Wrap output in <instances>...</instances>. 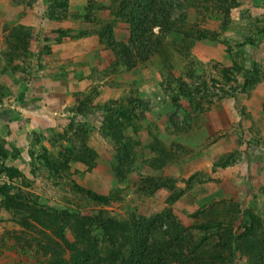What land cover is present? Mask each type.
Returning <instances> with one entry per match:
<instances>
[{
	"label": "rangeland",
	"instance_id": "374dc122",
	"mask_svg": "<svg viewBox=\"0 0 264 264\" xmlns=\"http://www.w3.org/2000/svg\"><path fill=\"white\" fill-rule=\"evenodd\" d=\"M157 1L175 34L130 30L134 0H0V264H67L100 217L204 257L251 209L264 239V0Z\"/></svg>",
	"mask_w": 264,
	"mask_h": 264
},
{
	"label": "trees",
	"instance_id": "16d2710c",
	"mask_svg": "<svg viewBox=\"0 0 264 264\" xmlns=\"http://www.w3.org/2000/svg\"><path fill=\"white\" fill-rule=\"evenodd\" d=\"M134 2L140 4L137 7H141L143 11L138 10L136 13L133 12L134 14L131 13V21L127 22L130 30L137 33L136 29L140 28L146 34L147 31L156 27L160 31L165 30L171 33L173 30L172 33H176L177 19L172 16L170 10L164 9L165 6H168L166 1L134 0ZM126 9L128 6L120 7L114 14L117 18L123 17L125 19L124 11ZM139 13L142 15L141 18L138 16ZM103 28L107 30L110 26L107 25ZM26 38L28 37L25 36L23 39ZM14 40L17 41L15 50L25 52L28 43H20L22 39L18 36H15ZM148 40H150L149 37ZM18 43H20L19 46ZM159 44L160 36L156 38L155 45L151 44V46L156 47ZM105 111L107 116L108 111L111 112L108 107ZM114 115L118 116V112ZM83 154L91 157L90 160L94 157V153L90 150ZM78 157V159L87 162L82 159V154H79ZM120 165L115 168L117 173L121 171ZM84 192L86 191L84 190ZM42 214V209L30 213L31 218L39 225L41 223L46 229L52 227L49 223L40 221L43 220ZM243 218L244 220L239 226L234 227L231 224L230 228L226 227L214 233L212 236L219 234L221 239L213 246V249H209L205 253L206 256L204 257H202V251L204 252L205 247L186 246L182 242V234L179 231L181 228L174 224L162 231L161 241L144 242V230H140L143 233L142 237H139L137 233L134 234L137 227L134 222L129 227L120 226L113 219L102 217L86 219L87 223L95 226L99 238L95 237L94 242L88 244V247L82 245V248H75L69 244L67 248L70 249L71 253L67 264H231L236 254L241 255L245 252L251 257V261L249 258L250 264H264V239L257 233L261 229V221L251 209L244 211ZM65 244L67 245L66 242ZM253 251L256 252V256H251ZM51 264H64L62 252L54 254Z\"/></svg>",
	"mask_w": 264,
	"mask_h": 264
}]
</instances>
